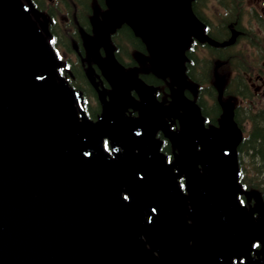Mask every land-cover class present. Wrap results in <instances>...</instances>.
Returning a JSON list of instances; mask_svg holds the SVG:
<instances>
[{
  "label": "water",
  "instance_id": "1",
  "mask_svg": "<svg viewBox=\"0 0 264 264\" xmlns=\"http://www.w3.org/2000/svg\"><path fill=\"white\" fill-rule=\"evenodd\" d=\"M105 1L109 11L87 47L112 90L107 101L93 84L103 110L91 123L81 95L56 81V57L30 17L39 13L29 1L0 0V264H233L241 257L261 264L250 252L254 241L264 246V218L255 221L259 208L237 198L240 132L231 107L219 127L206 129L182 93L184 50L190 34L202 37L189 1ZM122 23L147 45L156 74L172 80L174 105L184 112L177 136L165 123L173 107L113 57L108 35ZM128 107H139V118L125 116ZM158 129L177 148L172 164L159 152ZM180 173L188 195L176 182Z\"/></svg>",
  "mask_w": 264,
  "mask_h": 264
},
{
  "label": "flooded vegetation",
  "instance_id": "2",
  "mask_svg": "<svg viewBox=\"0 0 264 264\" xmlns=\"http://www.w3.org/2000/svg\"><path fill=\"white\" fill-rule=\"evenodd\" d=\"M227 1H228L227 8L230 9L229 17L227 21L220 26L224 28V32L220 30L218 31H220L223 34V37H225V39L229 41L227 46H230V45L232 46V47H228V51L230 52L229 57H230V63H231L230 67L232 70L231 73L233 74V77L229 81V83L232 85L231 86L232 89L230 92L235 93V95H237L234 98L237 99L238 102L242 103L243 101H245L246 103L253 104V100L255 97L264 96V45L262 43V40H260V37H259V35L264 31V0H227ZM252 1L254 2V5H252L251 8H249L248 5ZM233 2H235V4ZM84 4L89 5L88 11L91 12L92 10L90 8V3L88 2ZM196 15L201 18L198 12H196ZM86 20H87V23H89L87 18ZM260 20L262 22V25H259L257 23ZM85 26H86V30L89 31L90 29L87 28V24ZM124 27L127 28L129 31L128 27L126 26ZM242 27H245L249 32L252 33V36L258 40L257 42L253 41L251 43V46L254 49V51L250 55L249 53L246 52L247 50L250 49L251 47L250 45L243 49H237L239 50V52L234 53L236 49H233V48L238 47L240 40H241L237 37L236 31L237 29L244 31ZM215 28H217V26H215ZM115 38H116V44L120 46V41L122 38L121 35L118 34L115 36ZM112 40L114 41V39ZM140 46H141L140 49L142 50V52H146L145 48L143 47L141 43H140ZM195 50H196V43L194 41L192 43L191 48L190 49L188 48L186 50V57L188 61H194V60L201 61V59L196 55ZM102 52L103 51L101 50V53ZM114 53L117 59L119 61H122L121 64L124 67L128 69L137 70L138 66H135L136 65L135 60H133V62L126 61L124 60L122 56H121L122 57V60H121V58L118 56V51L116 50ZM140 75H141V78L142 77L147 78L151 74L149 73V69L144 68L142 73H140ZM70 76L74 77L73 75H70ZM94 76L96 79L98 78L102 86H106V82L98 76L97 70ZM86 77L87 76L84 73L82 75H77L71 81L73 82H78L80 80L87 81ZM144 78L142 79L144 80ZM254 82L257 83L256 86L254 85ZM77 87L81 89L79 85H77ZM163 89L165 91H168V87L166 85H163ZM84 107H86V109H89L90 104L85 102ZM199 107L200 109L202 108L201 105H199ZM237 107L238 106H235L234 108V120L238 124L240 120L237 118V114H239L238 112L239 109ZM216 108H218V110H221L219 105ZM202 112H203V109H202ZM215 113L217 114V112ZM96 115L97 114L91 117L94 118ZM168 123H169L171 130H175L178 126V122L175 119L168 121ZM210 123L215 125L216 121L210 120ZM157 136L163 141L162 151L166 154V156L169 159H171V155H173V153H172L171 147H169V144L167 143L168 140L163 138V134L161 132H158ZM190 244H192L191 241H189V245ZM260 249L261 250L263 249L261 243H254V245L252 246L251 255L253 257H256V259L260 260V263L263 264L264 255H262V253L260 252L261 251Z\"/></svg>",
  "mask_w": 264,
  "mask_h": 264
},
{
  "label": "trees",
  "instance_id": "3",
  "mask_svg": "<svg viewBox=\"0 0 264 264\" xmlns=\"http://www.w3.org/2000/svg\"><path fill=\"white\" fill-rule=\"evenodd\" d=\"M80 1V0H79ZM195 11V10H194ZM127 28L122 27L119 31L122 36H124V39L127 41V44L133 45V47L140 51V42L132 37L131 33L127 30ZM220 31L224 32V28L220 29ZM218 33V38L221 39L220 33L218 30H216ZM130 35V36H129ZM136 43H135V42ZM120 48L124 49L126 53L129 54L126 47L123 46L122 41H120ZM218 51H225V49L220 48ZM215 56L220 60L226 61V56L217 53ZM224 61V62H225ZM197 60L190 61L187 67V74L190 77V79L198 84L207 83L208 81L202 77L197 78L196 76H193V71L195 68V63ZM206 66V65H205ZM210 66V64H209ZM70 71L75 75L79 70L77 68L70 69ZM79 75H82V72H79ZM148 83L155 84L159 80L153 76H148L147 78H144ZM72 85L74 86L75 82L71 81ZM211 90V89H210ZM206 91L208 93V96L212 97L215 96L212 91ZM84 94L86 92L84 91ZM216 104V103H215ZM203 114L206 118L211 120H216V116L213 114L208 115V107L205 104H202ZM218 104H216V107ZM214 106L210 107V111H218V108ZM95 109H97V105L94 107H91L87 110L91 116L94 115ZM245 118L250 122V129L248 130L246 136L242 139V141L239 144V147L237 149L239 156L242 158L244 156H247L249 159V163H246L245 165L241 166V175L239 177L240 183L242 184L244 188V195H242V199H245V193L251 192H259L260 196L264 200V108L259 109L257 111H248L246 113ZM240 124V122H239ZM241 165V161H240ZM247 200V199H246ZM246 203V202H245Z\"/></svg>",
  "mask_w": 264,
  "mask_h": 264
},
{
  "label": "rangeland",
  "instance_id": "4",
  "mask_svg": "<svg viewBox=\"0 0 264 264\" xmlns=\"http://www.w3.org/2000/svg\"><path fill=\"white\" fill-rule=\"evenodd\" d=\"M218 1H219V0H209V1H207V2L203 5V6L206 8V11H207L206 16H210V17H212V18L214 19V18H216V17L219 15L220 8H219V5L217 4ZM44 2H45L46 5H47V4H50V3H48V2H50L49 0H44ZM215 4H216V5H215ZM252 5H254V2H253V1L248 5L249 8H251ZM64 16H66V15H65V12L62 11V12L60 13L61 20H60V19L58 20V21L60 22L61 25H64L63 23L66 22ZM42 25H43V24H42ZM40 27L42 28V26H40ZM259 37H260V40H262V43H263V45H264V31L259 35ZM250 51H251V49H249L248 52H250ZM254 85L256 86L257 83L254 82ZM233 100H234V99H233ZM227 101H231V100H227ZM234 102H237V101L234 100ZM244 102H245V101H244ZM239 103H241V102H239ZM245 103H246V102H245ZM245 103H243L242 105H245ZM236 104H237V103H236ZM253 105H254L255 108L264 105V96H263V97H259V96L255 97L254 100H253ZM247 128H248V125L245 124V129H247ZM260 252H261V251H260ZM261 253H262V252H261ZM262 255H264V254L262 253Z\"/></svg>",
  "mask_w": 264,
  "mask_h": 264
}]
</instances>
